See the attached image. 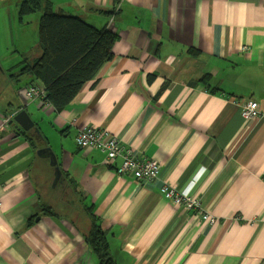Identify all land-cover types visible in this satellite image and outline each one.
<instances>
[{"label":"crops","instance_id":"obj_1","mask_svg":"<svg viewBox=\"0 0 264 264\" xmlns=\"http://www.w3.org/2000/svg\"><path fill=\"white\" fill-rule=\"evenodd\" d=\"M21 1L0 0V118L24 109L34 126L0 130V264H98L86 208L116 264H264V116L240 112L253 100L264 114V0H48L117 35L60 112L11 76L41 55V14L20 22ZM83 126L157 160L158 177L117 174L120 155L76 144ZM163 182L214 221L165 199ZM60 202L67 212L44 213Z\"/></svg>","mask_w":264,"mask_h":264},{"label":"trees","instance_id":"obj_2","mask_svg":"<svg viewBox=\"0 0 264 264\" xmlns=\"http://www.w3.org/2000/svg\"><path fill=\"white\" fill-rule=\"evenodd\" d=\"M40 12L38 39L41 55L32 62L22 61L14 80L25 76V84L38 86L42 83L43 103L56 112L65 109L82 86L93 79L103 63L113 57L112 47L117 38L105 28L95 27L78 16L57 12L48 0H22L18 7V20ZM193 52V51H191ZM203 75L200 81L205 80ZM38 82V84H37ZM62 179H60L61 181ZM54 190L57 196L62 184ZM58 191V192H57ZM44 205V213L67 212L63 203ZM85 211V208H84ZM89 216V230L85 242L98 260V264H116L110 254L107 236L92 211L86 208Z\"/></svg>","mask_w":264,"mask_h":264},{"label":"built area","instance_id":"obj_3","mask_svg":"<svg viewBox=\"0 0 264 264\" xmlns=\"http://www.w3.org/2000/svg\"><path fill=\"white\" fill-rule=\"evenodd\" d=\"M24 95L28 99H41L44 95V90L32 84L25 89ZM240 112L244 119L264 116L263 112L259 110L257 102L253 100L243 102ZM13 115L14 114L1 116L0 130L9 124ZM74 139L79 147L96 148L105 152L108 161H112L120 155L122 161L116 167V173L119 175H131L135 179L142 181H152L158 177L160 165L157 160L137 156L132 149L125 148L116 136L107 131H103L94 126H83L78 130ZM160 191L163 197L172 204L181 206L187 210H198L203 219L207 220L209 223L214 221V216L207 212H202L198 198L176 190L166 182L161 184ZM1 205L2 200L0 198V206Z\"/></svg>","mask_w":264,"mask_h":264},{"label":"water","instance_id":"obj_4","mask_svg":"<svg viewBox=\"0 0 264 264\" xmlns=\"http://www.w3.org/2000/svg\"><path fill=\"white\" fill-rule=\"evenodd\" d=\"M12 120L18 125V127L21 130H28L34 126V122L32 121L29 114L24 109L15 112L14 115L12 116ZM38 153L46 155L49 158L50 165L53 167V174H54L53 184H55L58 181L61 172L59 167L57 166L54 152L51 150L50 147L46 146L44 148L39 149Z\"/></svg>","mask_w":264,"mask_h":264},{"label":"rangeland","instance_id":"obj_5","mask_svg":"<svg viewBox=\"0 0 264 264\" xmlns=\"http://www.w3.org/2000/svg\"><path fill=\"white\" fill-rule=\"evenodd\" d=\"M32 14H34V13H32ZM0 36H1V30H0ZM0 52H2V50L0 49ZM73 199V198H72Z\"/></svg>","mask_w":264,"mask_h":264}]
</instances>
